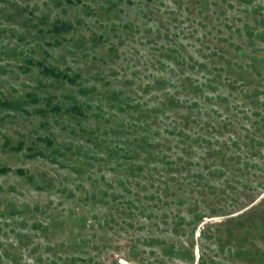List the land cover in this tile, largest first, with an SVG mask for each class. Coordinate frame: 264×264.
I'll use <instances>...</instances> for the list:
<instances>
[{
    "label": "rangeland",
    "instance_id": "374dc122",
    "mask_svg": "<svg viewBox=\"0 0 264 264\" xmlns=\"http://www.w3.org/2000/svg\"><path fill=\"white\" fill-rule=\"evenodd\" d=\"M262 32L264 0H0V264H264ZM142 137L192 165L131 173Z\"/></svg>",
    "mask_w": 264,
    "mask_h": 264
},
{
    "label": "trees",
    "instance_id": "16d2710c",
    "mask_svg": "<svg viewBox=\"0 0 264 264\" xmlns=\"http://www.w3.org/2000/svg\"><path fill=\"white\" fill-rule=\"evenodd\" d=\"M251 37H253V35H251ZM258 38H260V39L263 38L264 39V32L260 33L258 35ZM253 60L256 61L257 59L255 57H253ZM44 71L46 72V74L49 73L50 75H52V76H54L56 78L57 77H59V78L64 77V75H61L60 73H57V72H55L53 70L52 71H48V70L45 69ZM70 80L73 82V80L71 78H70ZM187 82L190 85V91L192 93H194L195 96H198V97H202L203 96V93H204L203 88L208 87V86L210 88H213V85H211L212 84L211 82H209V83H207L205 85H201V84L193 81L192 78H188ZM229 83H230V85H234V82L229 81ZM162 84L165 85L164 82H161L158 86L159 87L164 86ZM232 87H234V86H232ZM185 89H186L185 91H189V89L187 87ZM233 89H235V88H233ZM236 90H237V88H236ZM259 94H261V92L258 90V91L255 92L254 96L253 95H248L247 98H249V99L251 97H252V99L255 98L254 102L256 103L257 95H259ZM164 96H165L166 99L162 100L161 105H159L158 107L148 111L149 113L154 114L155 119H158V118L160 119L159 115H164V114H166L167 111L173 110L176 107H180L183 104H187L188 109L199 107V103H197L196 101H195L196 103L195 102L191 103L188 100L187 96H186L187 100L185 99V101H184L185 103L181 99H179L176 95H170V94L167 93ZM218 98H219V100H223V101H226V102L228 101L227 98H222V97H218ZM208 100L209 101H213L214 99L210 98ZM254 102L252 101V104H255ZM0 103H1L2 106H7V107L10 106V107H12V105L10 103H5V102H0ZM235 108H238V107L236 106ZM73 109H75V107H73ZM248 111H250V110H248ZM212 112H214V111H212ZM253 115L256 116V113H254ZM194 122H196V120H194ZM184 125L186 126V124H184ZM171 126H173L174 129L170 130V129L167 128V129H165L164 133H166L168 135H172V136H174V135L180 136L181 139L178 141V144H182V145L183 144H187V143H189V145H191V144L192 145L200 144L202 147H204V144L209 146V147L214 144L213 141L205 140L201 136L193 138V137H190V136L186 135L184 133V129L185 128L182 127L181 129H178L177 124H171ZM176 130H179V131L177 132ZM207 133H210V132H207ZM198 134H200V132H198ZM157 135H158V133H157ZM141 139H142L141 141H138L136 143V145L138 146L137 148L141 149L144 152L148 151V154H150L149 152H152V154H153V157H150V156H145L144 157V159H143L144 160V164L142 163L140 165L139 163H137L138 162L137 157H135L134 154L129 152L130 148H127V149L121 148L122 151L124 152L122 154V158L131 159L132 160L131 167L130 166L128 167V169L131 171V173L142 174L145 171H153V170L157 171L158 170L157 169L158 165L153 167L154 169H151V166H153L152 164H158L157 161H159V160H161V162H159V163H161L164 166H169V168H171V169L173 167L182 165L183 163L185 164V166L186 165L187 166H191L192 165L191 163L184 162V160L181 159L182 157L179 158V159H176L174 161L173 159H169L168 156H165L163 154L160 155V153H158V151L162 149V145L153 144V142H150L147 137H142ZM232 139L229 138V140H232ZM247 140H248V145L251 144L250 146L254 147V149L257 150V152H259L260 150L262 151V148L264 146V141H255L254 139H252L250 137H248ZM230 142H231V145L228 144V141L221 142L222 147L218 148V150L211 151V153L209 155H211V156H221L222 161L226 162L228 160L227 159L228 158L227 155H228L229 150H231L233 148L240 149L241 144H242V143H240V140H233V141H230ZM232 146H234V147H232ZM176 147L181 149L182 154H188V153L190 154L191 152H193L191 148H193L194 146L191 147L190 149H182V147H180L179 145H177ZM170 150H171V148H170ZM109 151H110V156L111 157H115L116 158L118 156L119 149H117V151H113V149H111ZM156 152L158 154H156ZM242 156H243V154H242ZM246 157L250 158L249 155H246ZM229 158H231L230 159L231 161H237L241 157H238V156L237 157L236 156L232 157L231 156ZM205 166H206L205 169L207 170L206 172H207V174L209 176H214V177L218 178L222 174L224 175V173H222L221 171L226 167L225 164H222V166H220V168H221L220 169L219 168V164L217 162H215L213 160H210V161L207 162V164ZM249 167H250V165L247 163L246 167L243 166L242 168H237V171H241L243 169L247 170ZM224 170H225V172H228L227 169H224ZM9 171H10L9 168H0V173L1 174L8 173ZM19 173H23V172L19 171Z\"/></svg>",
    "mask_w": 264,
    "mask_h": 264
},
{
    "label": "built area",
    "instance_id": "2783aa9c",
    "mask_svg": "<svg viewBox=\"0 0 264 264\" xmlns=\"http://www.w3.org/2000/svg\"><path fill=\"white\" fill-rule=\"evenodd\" d=\"M117 264H129V262L127 260H125L124 258H119L117 260Z\"/></svg>",
    "mask_w": 264,
    "mask_h": 264
}]
</instances>
